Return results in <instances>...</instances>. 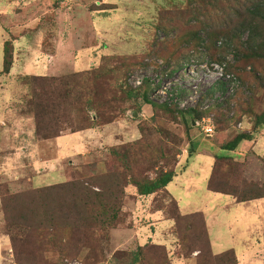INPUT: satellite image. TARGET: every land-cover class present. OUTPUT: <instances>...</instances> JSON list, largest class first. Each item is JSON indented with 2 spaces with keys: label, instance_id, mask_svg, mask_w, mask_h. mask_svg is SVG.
Wrapping results in <instances>:
<instances>
[{
  "label": "rangeland",
  "instance_id": "1",
  "mask_svg": "<svg viewBox=\"0 0 264 264\" xmlns=\"http://www.w3.org/2000/svg\"><path fill=\"white\" fill-rule=\"evenodd\" d=\"M50 1L16 0L22 4L21 10H24V5L33 3L34 10L30 6L28 8L35 12L32 15H36L37 19L25 24L22 22L26 19H17L14 20L13 27L9 28L16 37L15 65L9 75L0 76V199L6 194H19L30 189L68 182L77 179L79 173L84 177L101 174L106 172L108 166L113 165L110 163L111 159H108L110 147H100L97 151L94 147L101 136L96 130L70 134V122L63 121L58 133L61 137L49 140L38 137L32 116L23 113L27 110L26 105L34 91L48 100L54 94L59 97L60 102H64V89L77 88L76 82L80 85L92 83L93 74L114 68L116 64L106 62L109 57H140L149 48L153 37L159 41L173 39L187 24L196 19L201 24H207L209 22L206 19L213 16L209 12L211 7L202 9L200 13H189L186 9L188 0H60L55 9H52V4H48ZM16 2L0 0V15L6 16L0 20V27L8 23L10 18L12 20L11 16H7L16 9ZM93 4L107 5L106 11L92 10ZM175 4L182 15L174 20L169 17L171 24H168V18L161 13L173 10ZM192 4L195 5L194 2ZM180 21L183 24L168 28ZM159 23L161 28L156 29ZM246 36L247 33L242 41ZM4 38L0 28V70ZM55 48H58L56 54ZM175 50L177 46L173 48ZM189 54L188 62L171 76L162 74V61L158 60L156 63L160 65V69L151 64L146 68H135L125 73V77L126 84L133 89L142 87L144 80L150 81L149 99L156 104L171 102L178 105L180 110L196 109L201 118L195 124L192 121L187 126L176 114H164L158 109L155 121L150 122L153 109L149 105H142L135 116L132 102L127 105L129 110L124 116L103 127V135L109 138V142L114 137H120L121 142L116 141L119 145L134 141L140 136L137 126L144 121L152 130L163 131L164 135L159 137L168 146L176 141L179 155L176 157L175 171L182 172L179 177L182 186L179 187L176 182L174 185L178 187H173L171 183L170 192L167 190L169 199L176 202L181 215L200 214L206 228L196 218L175 225L168 224L165 215L159 214L152 218L149 212L159 204L161 195L150 196L149 201H143L141 197L136 200L133 195L135 190L128 188L122 207V223L106 233H94L91 252L86 256V250L83 249L81 256L76 258L84 264H112L107 261L111 260L114 253L128 252L139 243H150L149 238L153 237V232H157L153 242L164 244L162 246L166 247L171 258L185 260V264H215L207 259L209 251L205 237L213 255L231 249L241 260V264H262L258 259L262 252L259 243L264 240V214H261L264 209L255 211L256 214H252V217L246 216L237 204H231L230 197L208 191L203 177H210L213 165L212 156L206 157L204 151H208L209 146L220 147L235 134L252 125L247 122L246 117L240 116V109L252 110V87L255 85L261 90L254 96V108L256 111L263 110L264 75L257 74L258 79L252 80L248 77L252 73V66L244 67L242 63H236V58L232 55L226 56L223 63L210 61L203 46L197 52L190 51ZM46 55L52 57L51 62H48ZM150 62V59H144V63ZM29 75L44 79L29 82L28 79L25 80ZM119 77L121 80L124 78L123 75ZM137 81L140 85L136 84ZM115 82V78L108 82L110 88ZM218 82L224 83L223 90L209 94L210 88ZM97 91L107 92V88L100 85ZM180 105L184 107L181 108ZM91 116L94 117V114L91 113ZM185 119L188 117L185 116ZM205 126L213 127L211 137L204 134ZM166 134L170 135L169 139H166ZM262 139L258 141L262 143ZM190 147L196 152L193 163L197 164V168L189 162V166L185 165L182 171L178 160L182 156L187 158ZM82 152L85 153L83 156L80 155ZM228 167L229 165H219L221 172L217 175L228 185L225 190L232 189L234 194L237 193L234 195L237 199L246 196L247 184L264 189V163L260 165L255 160L244 163L234 161L231 168ZM169 199H164L163 202L167 204ZM1 210L0 202L2 234L4 217ZM132 230L137 234L132 233ZM137 238L140 240L137 241ZM16 247L19 260H16L11 245L9 250L8 244L5 245L3 252L0 248V257L7 256L3 264L62 263L60 255L55 251L45 253L42 259L36 253L32 254V247L20 244ZM199 250L203 252L200 253ZM19 252L26 253L18 256Z\"/></svg>",
  "mask_w": 264,
  "mask_h": 264
},
{
  "label": "trees",
  "instance_id": "2",
  "mask_svg": "<svg viewBox=\"0 0 264 264\" xmlns=\"http://www.w3.org/2000/svg\"><path fill=\"white\" fill-rule=\"evenodd\" d=\"M57 1L59 0H52L48 4H52V9H55ZM106 7L107 5L103 4L96 7V10L104 12ZM206 7H211L209 12L213 13L209 20L206 19L209 23L201 24L196 19L180 30L179 35L173 39L159 41L153 37L148 45L149 48L140 57H109L106 62L114 63L116 66L104 70V73L93 74L92 83L80 85L76 82L77 88L64 89V102H60L59 97L54 94L51 95L53 98L48 100L47 97L41 96V93L34 91L26 105L27 110L23 113L32 116L35 134L43 140L56 138L60 135L58 133L61 131L60 124L63 121L70 122L71 133L96 129L124 116L129 110L127 105L132 102L133 114H138L142 105H149L153 109L150 122L155 121V112L158 109L164 114H176L184 120L185 125L190 126L192 121L195 122L201 118L196 109L180 110L175 103L152 102L148 91L150 81L144 80L142 87L133 89L126 84L125 73L135 68H146L151 64L160 69L156 61L161 60L162 74L171 76L188 62L189 52H197L200 46H203L210 61L223 63L226 56L232 55L236 58V63H242L244 67L252 66V73L248 77L254 81L258 79L257 74L264 75V0H188L186 9L189 13H200ZM94 8V6L91 7L93 10ZM161 14L168 18L167 23L171 24L169 17L174 20L181 16L182 12L175 4L173 10L163 11ZM180 24L183 23L180 21L168 28H176ZM160 28L161 23L156 29ZM245 33L247 36L242 41ZM216 43H219V46ZM175 46L177 50L173 51ZM2 49L3 61L0 76L8 75L14 63L12 40L4 41ZM146 58L151 60L150 64L144 63ZM119 75L124 76L123 80ZM114 78L116 82L110 88L108 82ZM26 79L34 82L44 77L26 76ZM100 85L107 88V92H98L97 88ZM84 87L86 89H83ZM223 87L224 83L218 82L210 88L209 94L223 90ZM260 90L261 88L256 85L252 87V110L240 109V116L246 117L247 122L252 125L248 130L235 134L226 143L221 144L222 150L234 151L242 141L254 139V135L261 131L264 126V108L262 111H256L253 100ZM185 116L188 119H185ZM137 128L140 135L138 139L110 147L108 159H111L110 163L113 165L108 168L105 164L106 172L88 177L79 173L77 179L68 182L1 197V212L4 217L2 235L8 238L16 260H19L17 244L32 247L34 249L32 254L36 253L42 259L45 253L55 251L60 255L61 264L77 260L83 249L88 256L92 250L96 231L106 233L118 226L120 222L122 223V207L128 188L135 190L133 195L136 198L160 194L161 201L151 212H161L165 215V219L171 220L174 225L196 218L205 229L201 215H181L176 202L169 199L170 196L166 190V186L175 177V162L179 155L177 142L174 141L171 146H168L160 140L159 135H164L163 131L152 130L147 122H140ZM172 137L176 139L173 135ZM169 138L170 135L166 134V139ZM154 141L157 142L156 146ZM193 153V147L192 149L190 147L188 157ZM233 163L232 158L214 156L212 174L207 186L209 191L235 197L237 193L234 194L232 189L225 190L228 185L223 183L217 175L221 172L219 165L226 167L229 165L231 168ZM245 193H247L245 197L240 199L235 197L238 202L264 198V189L256 185L247 184ZM164 199H169L167 204L163 202ZM205 238L209 261L215 264H237L234 251L231 249L217 255L211 254L208 239ZM199 251L203 252V250ZM24 253L26 252L21 254L19 252L18 256ZM113 256L111 260L109 259L110 261H107L108 263L171 264V257L166 247L153 243L138 244L128 252L118 251Z\"/></svg>",
  "mask_w": 264,
  "mask_h": 264
},
{
  "label": "crops",
  "instance_id": "3",
  "mask_svg": "<svg viewBox=\"0 0 264 264\" xmlns=\"http://www.w3.org/2000/svg\"><path fill=\"white\" fill-rule=\"evenodd\" d=\"M7 2H10V1H12V0H6ZM14 2H16V0H13ZM60 1V0H59ZM16 9L13 11V12H11L7 17H9L10 18V16L12 17V20H11V18H10V20L8 21V23H6L5 25H3L2 27H0L2 30H3V33H4V40H3V42L4 41H6V40H12V44H13V48H14V46H15V42H16V37L15 36H13V34L11 33V30L9 29V28H11V27H13V25L12 24H14V20H16L17 21V19H26V21H24V22H22V23H28V22H31V21H33V20H35V19H37V16L36 15H32V14H35V12L33 11V12H31L30 11V9L31 10H34V8H33V3L32 4H30V5H24V10H21V6H22V4L21 3H19V2H16ZM94 5V11H96V4H93ZM30 6V7H29ZM30 9H29V8ZM25 10H26V13H24L25 12ZM93 10V9H92ZM22 13H24V15L23 16H21L22 15ZM6 16L5 15H0V20H2V19H4ZM28 20V21H27ZM96 33V32H95ZM57 50H58V48L56 49L55 48V50H54V53L56 54V52H57ZM55 54L54 55H52V56H55ZM46 58L48 59V62H51V59H52V57L51 56H48V55H46ZM13 65H15V49H14V63H13ZM13 65H12V68H13ZM11 68V69H12ZM11 71V70H10ZM9 74H10V72H9ZM8 74V75H9ZM30 76V75H29ZM31 76H33V75H31ZM52 76H55V74L54 75H52ZM104 126H102V127H98V128H96V129H87V130H83V131H79V132H87V131H89V130H96V132H99V134L101 135L100 136V139L96 142V145L94 146V147H96V151L100 148V147H111V146H115V145H119V144H117L116 143V141L118 142V143H120L121 142V138L120 137H118V138H116V137H114V139H111V142H109L108 140H109V138L108 137H106V136H104L103 135V132H104V128H103ZM250 128V127H249ZM248 130V129H247ZM75 133H77V132H75ZM70 134H72V133H70ZM59 137H61V134H60V136H58V137H56V138H59ZM254 139H250V140H245V141H242L240 144H239V146L236 148V150H234V151H231V152H227V151H225V150H222V148L221 147H211V146H209L210 148H209V150L208 151H204L207 155H206V157L208 156V157H210L211 158V156H212V161L214 162V156L215 155H218V156H222V157H225L226 155H228V157L229 158H232L235 162H241V163H244L245 161H247V160H255V161H257L258 163H260V165H262L263 163H264V126L262 127V129H261V131L258 133V134H255L254 135ZM260 138H263L262 140H263V142L262 143H260V141H258ZM55 139V138H54ZM108 142V143H107ZM247 145L246 147L244 146V145ZM98 147V148H97ZM210 149H211V151H212V153H210ZM85 153L84 152H82L80 155H84ZM183 154V153H182ZM234 154V156H232ZM196 155V152H195V150H194V153L192 154V156H190V157H188V155H187V158L185 159L183 156L178 160V164H179V166H181L182 168H183V170H182V168L180 167V171L182 170V171H184V166L185 165H187V166H189V162H190V165L191 166H195L196 168H197V164L196 163H193L194 161H193V158H194V156ZM182 164V165H181ZM186 166V167H187ZM213 166V165H212ZM177 167H178V165H177ZM176 167V168H177ZM176 170V169H175ZM181 173L182 172H180V173H177L176 171H175V177L173 178V180H172V182H170L167 186H166V190H169V188H170V186H171V183H172V186L173 187H180V186H182L181 184H180V182H179V177H180V175H181ZM211 174H212V172H211ZM211 174H210V176H211ZM203 179H204V182H206V185L208 186V180H209V177H203ZM177 182V184H178V186H175L174 184ZM39 187V186H38ZM207 190H208V188H207ZM209 191V190H208ZM169 192H170V190H169ZM210 192H212V191H210ZM212 193H214V192H212ZM216 194H218V193H216ZM221 195H224V194H221ZM225 196H228V197H230L231 198V204L234 202V204H237V206H239V208L244 212V214L246 215V216H248V217H252V214H256V212L255 211H257V210H259V209H264V198H258V199H254V200H249V201H246V202H238V201H236L235 199H234V197L233 196H229V195H225ZM148 198H151V197H141V199L144 201L145 199H147L148 201H149V199ZM136 200H139V199H137L136 198ZM217 204V203H216ZM150 214H149V216H151L152 218H154L155 216H157L158 217V215L160 214V215H162V213L161 212H149ZM197 214V213H196ZM261 214H264V210L261 212ZM156 221H158L157 219H156ZM166 222H168V224L169 223H171V224H173V222L171 221V220H165ZM204 225H205V223H204ZM206 228V227H205ZM126 230V229H125ZM135 230H132V233H135V234H137L136 233V231L134 232ZM153 235V237H155V234H157V232H153L152 233ZM146 237H148V236H146ZM153 237H150L149 239L152 241H149L150 243H153V244H158V245H164V244H161V243H156V242H153ZM140 240V238H137V241H139ZM0 242H1V245H0V248H1V251L3 252L4 250H3V248H4V246L5 245H7L8 244V250H9V247H10V242H9V240H8V238L7 237H5V236H3L1 233H0ZM136 242V241H135ZM140 244V243H139ZM143 245V244H142ZM262 246V252H261V255H260V259H258L259 260V262L260 263H262V264H264V240H263V242H261V243H259V246ZM7 250V251H8ZM169 253V252H168ZM235 254V253H234ZM6 258H7V256L6 255H4V256H1L0 257V264H3V261L4 260H6ZM235 258H236V261H237V264H241V260H239L238 259V257L237 256H235ZM185 261V260H184ZM184 261H182V260H174V257L173 258H171V264H185V262ZM188 261H190V260H188ZM191 262H193V260L191 261Z\"/></svg>",
  "mask_w": 264,
  "mask_h": 264
},
{
  "label": "built area",
  "instance_id": "4",
  "mask_svg": "<svg viewBox=\"0 0 264 264\" xmlns=\"http://www.w3.org/2000/svg\"><path fill=\"white\" fill-rule=\"evenodd\" d=\"M137 85H140V82L137 81L136 83ZM181 108L184 107V105H180ZM203 131H204V134L206 135H212L213 134V127L212 126H205L203 127ZM66 264H82L80 261L78 260H72V261H66L65 262Z\"/></svg>",
  "mask_w": 264,
  "mask_h": 264
},
{
  "label": "water",
  "instance_id": "5",
  "mask_svg": "<svg viewBox=\"0 0 264 264\" xmlns=\"http://www.w3.org/2000/svg\"><path fill=\"white\" fill-rule=\"evenodd\" d=\"M134 115L136 116V114H135V113H134ZM135 116H134V117H135ZM193 124H195V123L193 122Z\"/></svg>",
  "mask_w": 264,
  "mask_h": 264
}]
</instances>
